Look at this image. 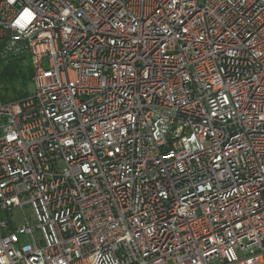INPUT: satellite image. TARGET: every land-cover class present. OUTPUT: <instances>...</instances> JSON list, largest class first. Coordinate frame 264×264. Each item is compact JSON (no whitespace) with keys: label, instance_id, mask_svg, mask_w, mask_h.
I'll list each match as a JSON object with an SVG mask.
<instances>
[{"label":"built area","instance_id":"2783aa9c","mask_svg":"<svg viewBox=\"0 0 264 264\" xmlns=\"http://www.w3.org/2000/svg\"><path fill=\"white\" fill-rule=\"evenodd\" d=\"M9 56L0 264H264V0H0Z\"/></svg>","mask_w":264,"mask_h":264},{"label":"trees","instance_id":"16d2710c","mask_svg":"<svg viewBox=\"0 0 264 264\" xmlns=\"http://www.w3.org/2000/svg\"><path fill=\"white\" fill-rule=\"evenodd\" d=\"M32 81L31 61L26 56L0 57V100L7 102L17 100L29 93Z\"/></svg>","mask_w":264,"mask_h":264},{"label":"rangeland","instance_id":"374dc122","mask_svg":"<svg viewBox=\"0 0 264 264\" xmlns=\"http://www.w3.org/2000/svg\"><path fill=\"white\" fill-rule=\"evenodd\" d=\"M1 84H0V90H2V88H1ZM33 86H34V84H33V82L31 81L30 83H29V86H28V90H32L33 89ZM25 212H26V215H27V217L31 220V221H34L35 220V217H34V214H33V211H32V209H30L28 206L27 207H25ZM10 217H11V214H8ZM15 216L17 217V219H18V222L21 224V223H23L25 220H24V216H23V214L21 213V211L20 210H16V213H15ZM27 239H29L28 237H27Z\"/></svg>","mask_w":264,"mask_h":264}]
</instances>
